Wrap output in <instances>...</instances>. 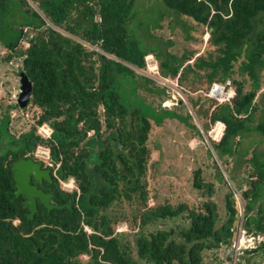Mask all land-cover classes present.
Wrapping results in <instances>:
<instances>
[{
	"label": "trees",
	"instance_id": "trees-1",
	"mask_svg": "<svg viewBox=\"0 0 264 264\" xmlns=\"http://www.w3.org/2000/svg\"><path fill=\"white\" fill-rule=\"evenodd\" d=\"M162 1L209 35L201 55L143 47L131 27L136 0H0L2 60H22L21 70L33 85L30 105L40 110L30 131L12 136L13 147L0 154V264H208L207 253L231 248L239 226L261 240L243 250L237 264L246 255L248 264L254 259L264 264V149L243 145L252 131L264 138V120L258 118L264 114L258 100L264 97V27L258 28L264 0ZM148 55L157 60L161 78L178 80L187 93L206 95L200 100L208 104L205 132L225 125L220 141L209 139L231 183L222 176L226 191L218 201L211 177L198 168L193 187L208 195L206 201L150 205L151 107L127 106L116 87L121 74L147 69ZM228 82L234 98L219 103L208 97L215 83ZM190 104L199 112V102L191 98ZM160 109L158 125L176 118L175 110ZM43 125L53 130L49 139L38 133ZM191 126L193 136H202L194 121ZM39 146L50 150L52 166L46 168L52 181L33 183L53 194V204L65 207L48 211L38 201L35 218L28 220L25 197L15 195L12 167L25 158L44 167L35 156ZM234 156L245 160L243 182L232 174ZM71 178L78 190L68 192L61 182ZM122 203L135 206L131 220L112 214ZM177 218L184 224L148 230ZM123 222L135 233L118 232Z\"/></svg>",
	"mask_w": 264,
	"mask_h": 264
},
{
	"label": "rangeland",
	"instance_id": "rangeland-1",
	"mask_svg": "<svg viewBox=\"0 0 264 264\" xmlns=\"http://www.w3.org/2000/svg\"><path fill=\"white\" fill-rule=\"evenodd\" d=\"M30 3L33 8L37 9L34 3L31 1ZM17 15V19H19L21 17L20 13L17 12ZM134 15L135 18L131 27L135 31L136 38L142 40L143 47L146 44L149 45L148 47H159L162 51L178 56L183 55L186 51H195L198 52V55L204 52L206 46L204 41L209 38L206 31L201 27H197L198 25L195 26L192 20H184L176 16L175 12L169 9L162 0H136ZM260 19L263 23L260 22L258 24L259 29L264 27V16L260 17ZM149 29H151L150 33L148 32ZM146 34H152L157 36V38L152 36L145 37ZM22 45L26 48L28 43L23 42ZM5 55L6 49L0 41V154L7 152L8 149L13 147L11 145L12 136L18 138L23 133L30 131L35 123V116L40 113L39 109L31 107L30 104L26 108L15 106L18 104L21 92L20 73L22 72V60L15 59L11 62H4L2 58ZM146 57L147 69H136V75L121 74L116 87L126 101L127 106L151 107V114L154 119H152L153 130L150 137V146L152 148V173L149 178L150 205L163 203L166 200L173 204L188 202L191 205L206 201L208 195L193 187V171L198 168H201L206 175L211 177L215 184L213 198L218 201L217 197L220 194L224 195L226 191L222 184V176L228 181L229 185L231 183L227 172L212 150L209 139L220 141L225 127L222 134L218 137L215 136V130L219 123L211 126L208 133L205 132L203 126L206 124L210 125L209 118L205 112L208 104L205 101L200 102V100L204 99L206 95L200 91L192 93L189 88L187 93L186 88L179 86L178 80H166L157 77L150 68L157 66L158 62L153 55ZM138 74L145 75L156 81V83L148 82L138 76ZM164 86L168 89L167 94L170 95V98L165 95L164 89L166 88ZM263 91L264 88L262 89ZM191 98L200 103L198 110L202 115L194 111V106L190 104ZM258 100L264 106V97L260 96ZM182 103L184 104L181 105ZM178 105L180 106L177 107ZM161 107L172 111L175 110L176 118H166L160 126L158 125L159 117L161 118L163 114ZM10 116L8 132L7 122ZM189 116L193 120L189 121ZM258 118L264 120V114H258ZM193 121L201 130L202 136H193L191 126ZM40 131H42L41 128L40 130L38 129V132ZM243 145L250 149L258 145L261 151L264 149V138L257 132L252 131L244 136ZM41 155L39 152L35 154L36 158L44 162L45 167L48 166V163L50 165L49 159L45 158L44 160ZM230 161L231 166L234 168L232 174L236 177L237 183L243 182L247 178L245 160L237 161V156H234ZM237 199L240 203L239 207L241 206V209H243L244 203L239 195H237ZM134 207L133 205L122 203L121 206L114 207L111 212L112 214H117L118 217L125 216L131 220L135 212ZM184 221L183 218L165 220L151 225L148 230L176 228L184 224ZM117 231L120 233L124 231H126L125 233L134 232L126 222L121 223L117 227ZM237 236L231 248L223 247L215 255L213 252H208L206 263L237 264V257L244 254L243 250H236L237 245L239 246L244 242L246 245L247 238H251L246 234L245 237L238 234ZM254 241L257 245L259 239L255 238ZM229 256H232L233 261L229 260ZM246 257L249 256L246 255L241 259L243 264H248ZM83 259H87V257ZM254 264H257V259H254Z\"/></svg>",
	"mask_w": 264,
	"mask_h": 264
},
{
	"label": "water",
	"instance_id": "water-1",
	"mask_svg": "<svg viewBox=\"0 0 264 264\" xmlns=\"http://www.w3.org/2000/svg\"><path fill=\"white\" fill-rule=\"evenodd\" d=\"M21 92L18 98V104L21 108H26L31 101L33 92L32 82L25 72L20 73ZM12 170L16 183V197L24 196L25 205L30 211L27 215L28 220H33L38 211V201H40L48 211L53 209H63L65 205L58 206L52 203L53 194L47 193L32 183L33 179L42 183L43 181H52L49 169L42 168L41 165L33 159H21L16 162Z\"/></svg>",
	"mask_w": 264,
	"mask_h": 264
},
{
	"label": "built area",
	"instance_id": "built-area-1",
	"mask_svg": "<svg viewBox=\"0 0 264 264\" xmlns=\"http://www.w3.org/2000/svg\"><path fill=\"white\" fill-rule=\"evenodd\" d=\"M156 60V59H155ZM157 61V60H156ZM146 63H147V57H146ZM147 67H148V63H147ZM153 72L154 75H157V77H160V71H159V65L157 63V66H155L154 68L151 67L150 68ZM236 95L235 89L234 87L231 85L230 82H228L227 84H217L215 83L209 93H208V97L212 98V99H216L219 103H224L227 101H230L232 98H234ZM222 124V123H221ZM224 126V125H223ZM225 127V126H224ZM42 131L38 132L44 139H49L53 133L52 128L49 125H43L40 127ZM39 128V130H40ZM47 151V152H46ZM40 153L42 154L41 156L43 157V159L45 160V158L49 159L50 161V150L46 149V147L44 146H39L35 152L36 153ZM48 166H52L51 162L50 165L48 163ZM63 189L68 191V192H72L74 190H78L77 189V185L75 182V179L71 178L69 179L67 182H61ZM88 230V229H87ZM245 231L242 230V227L239 226V231H238V235H244L243 237H245ZM251 238H247V243L246 245L244 243H242L241 245H237L236 250H245V249H251L253 247L256 246V242L254 241L255 237L250 236ZM259 239V241L261 240V238H257Z\"/></svg>",
	"mask_w": 264,
	"mask_h": 264
},
{
	"label": "bare ground",
	"instance_id": "bare-ground-1",
	"mask_svg": "<svg viewBox=\"0 0 264 264\" xmlns=\"http://www.w3.org/2000/svg\"><path fill=\"white\" fill-rule=\"evenodd\" d=\"M223 129H224L223 124L219 123V125L217 126V128H216V130H215V133H216L215 136L218 137L219 135H221L222 132H223ZM215 138H216V137H215Z\"/></svg>",
	"mask_w": 264,
	"mask_h": 264
},
{
	"label": "flooded vegetation",
	"instance_id": "flooded-vegetation-1",
	"mask_svg": "<svg viewBox=\"0 0 264 264\" xmlns=\"http://www.w3.org/2000/svg\"><path fill=\"white\" fill-rule=\"evenodd\" d=\"M39 163V162H38ZM40 164V163H39ZM41 165V164H40ZM41 167L44 169V168H46L45 166L43 167L42 165H41ZM47 169V168H46ZM32 183H33V181H32ZM34 184V183H33ZM34 185H36V184H34ZM38 186V185H37ZM39 187V186H38ZM41 189V188H40ZM43 190V189H42Z\"/></svg>",
	"mask_w": 264,
	"mask_h": 264
},
{
	"label": "clouds",
	"instance_id": "clouds-1",
	"mask_svg": "<svg viewBox=\"0 0 264 264\" xmlns=\"http://www.w3.org/2000/svg\"><path fill=\"white\" fill-rule=\"evenodd\" d=\"M224 125V124H223ZM225 126V125H224Z\"/></svg>",
	"mask_w": 264,
	"mask_h": 264
}]
</instances>
